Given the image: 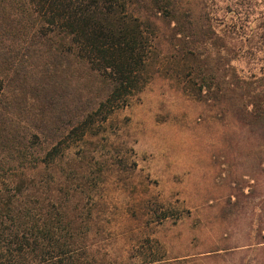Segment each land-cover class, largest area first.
Wrapping results in <instances>:
<instances>
[{
    "label": "trees",
    "instance_id": "trees-1",
    "mask_svg": "<svg viewBox=\"0 0 264 264\" xmlns=\"http://www.w3.org/2000/svg\"><path fill=\"white\" fill-rule=\"evenodd\" d=\"M236 26L215 25L204 0H0V264H110L79 205L37 176L127 105L162 37L194 91L227 104L256 140L257 165L243 176L259 191L264 224V68L240 66L264 42V18L238 36ZM262 230L249 246L263 248Z\"/></svg>",
    "mask_w": 264,
    "mask_h": 264
},
{
    "label": "rangeland",
    "instance_id": "rangeland-1",
    "mask_svg": "<svg viewBox=\"0 0 264 264\" xmlns=\"http://www.w3.org/2000/svg\"><path fill=\"white\" fill-rule=\"evenodd\" d=\"M204 1L218 27L243 23L237 36L264 18V0ZM151 46L127 105L37 177L79 205L74 213L110 264H264V246L248 245L264 225L263 203L243 176L257 165L256 140L238 131L227 104L194 91L170 43ZM240 66L264 68V42ZM235 185L244 194L229 211Z\"/></svg>",
    "mask_w": 264,
    "mask_h": 264
}]
</instances>
